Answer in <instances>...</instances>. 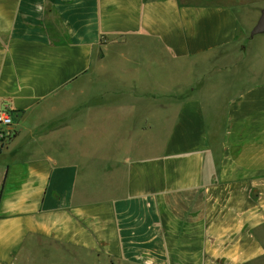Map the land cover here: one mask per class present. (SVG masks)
I'll return each mask as SVG.
<instances>
[{
  "label": "crops",
  "instance_id": "0c3cea01",
  "mask_svg": "<svg viewBox=\"0 0 264 264\" xmlns=\"http://www.w3.org/2000/svg\"><path fill=\"white\" fill-rule=\"evenodd\" d=\"M242 12L0 0V264L264 263V32L238 45ZM108 110L142 125L89 133Z\"/></svg>",
  "mask_w": 264,
  "mask_h": 264
},
{
  "label": "rangeland",
  "instance_id": "374dc122",
  "mask_svg": "<svg viewBox=\"0 0 264 264\" xmlns=\"http://www.w3.org/2000/svg\"><path fill=\"white\" fill-rule=\"evenodd\" d=\"M226 3H241V4H245V6L247 7L248 12H242L240 13V21L241 24H249L250 25V18L251 15H253V12L259 13L260 14V10L262 8H264V0H223ZM237 7V9H239V7L237 5H235ZM254 19V18H253ZM247 22V23H246ZM251 27L247 30V31H239L237 34V44L238 45H249L250 47L252 46V48L254 49V44H255V40H256V36L251 38L249 35ZM254 36V35H253ZM249 56H247V64H250L251 61H254V50L249 51ZM119 66L118 64H107V67L110 69L112 67H117ZM170 66V65H169ZM168 68V67H167ZM173 69V67L169 68V72H171ZM184 69V68H183ZM185 70V69H184ZM168 72V73H169ZM172 75L173 78L177 75V69L176 71H172ZM171 75V76H172ZM197 74L195 71H189L186 73H180L177 75V81L179 82H183L185 81V83H189L190 81H196L197 79ZM249 79H251V77H249ZM95 76H93L92 80L90 82H95ZM178 82V83H179ZM108 116H106L104 119L101 118L100 113L96 111L91 112V116H90V120L88 123V128L87 131L91 134L94 133H100L102 130H109L111 131L112 134H115L116 136L119 135L120 137H122V133H123V129H121L120 127L117 128V126H121L122 124H127L129 125L131 128L136 127L139 128L142 124L141 123H137V120H133L131 117L129 116H119L117 115L113 110H108L105 112ZM128 121V123L126 122ZM103 126V127H102ZM264 264V263H263Z\"/></svg>",
  "mask_w": 264,
  "mask_h": 264
},
{
  "label": "built area",
  "instance_id": "2783aa9c",
  "mask_svg": "<svg viewBox=\"0 0 264 264\" xmlns=\"http://www.w3.org/2000/svg\"><path fill=\"white\" fill-rule=\"evenodd\" d=\"M12 123V115L6 109L0 108V148L3 147V143L14 134L10 129Z\"/></svg>",
  "mask_w": 264,
  "mask_h": 264
},
{
  "label": "water",
  "instance_id": "95a60500",
  "mask_svg": "<svg viewBox=\"0 0 264 264\" xmlns=\"http://www.w3.org/2000/svg\"><path fill=\"white\" fill-rule=\"evenodd\" d=\"M264 32V8H262L260 10V14L256 20V22L254 23V25L252 26L249 35L253 36L255 34Z\"/></svg>",
  "mask_w": 264,
  "mask_h": 264
}]
</instances>
